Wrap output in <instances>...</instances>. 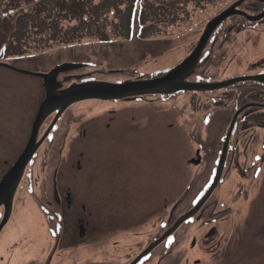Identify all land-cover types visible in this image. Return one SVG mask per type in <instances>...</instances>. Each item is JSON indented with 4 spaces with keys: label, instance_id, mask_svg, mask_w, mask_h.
I'll list each match as a JSON object with an SVG mask.
<instances>
[{
    "label": "flooded vegetation",
    "instance_id": "1",
    "mask_svg": "<svg viewBox=\"0 0 264 264\" xmlns=\"http://www.w3.org/2000/svg\"><path fill=\"white\" fill-rule=\"evenodd\" d=\"M239 1L221 2L219 6L226 7L216 15ZM235 11L238 13L224 20L214 30L192 74L186 78L187 82L196 83L202 80L205 61L211 55L212 59L220 63L233 64L232 70H243L246 73L231 79L264 74V0L243 1ZM257 17L260 18L250 19ZM200 35L201 33L199 37ZM151 41L154 44L152 47L138 46L143 55L137 61L143 62L145 68L142 77L125 74L124 69L115 71L121 78L111 79L112 77L106 74L86 72L88 65L84 64L75 70L60 73L56 79L59 83L58 90L73 84L93 81L118 84L164 76L190 55L198 39L191 46L187 43V35H182L177 40ZM165 59H168V62L160 63ZM229 89L231 93L220 94L217 96L219 100L214 101L218 103L215 107L220 108L226 117V127L214 156L211 149H206L201 142L204 130L198 121L192 122L193 126L188 127L186 131L182 123L175 119L181 124L182 134L187 139L184 143L186 153L184 160L182 159V171H188L189 176L180 188L186 193L182 201L187 205L185 212L192 209L206 193L217 174L220 157L225 149L218 184L197 214L188 220V226L184 227V231L191 235L188 247H170L171 241L167 242L168 238L137 260L146 248L172 225V198L164 197L162 211H157V202L152 201L143 216L123 222H104L98 228L95 224L94 207L87 200H77L73 189V184L76 185L80 181L82 171L88 166L90 133L95 132L104 117H108L105 129H110L116 119L117 109L154 107L159 109L158 111H164L170 103L178 104L173 108V115L177 116L179 106L189 103L184 100L189 92L178 91L107 101L84 100L68 107L57 119V111L50 115L42 124L37 141L47 132L48 135L43 138L16 188L13 191L11 186L6 191H0V264H240L239 253H234L237 250L233 249L230 253V247H221L222 237L217 232L219 228L217 224L210 223L219 221L225 211L232 212L231 208H221L218 198L225 197L224 192H227L231 199H239V205H246L245 221L257 218L249 217V213L261 211L260 217L262 223L264 222V84L240 81ZM130 121H134L135 129L144 128L136 117H132ZM172 122L173 120H168L166 126H174ZM220 123L223 124V119ZM70 131L72 137H69ZM187 133L191 134L193 141L188 140ZM30 138L31 131L16 149L7 142L0 145V183ZM56 150L58 155L54 161L53 172L47 173L50 165H47V161L51 163L49 157L56 153ZM61 160L69 166V173L59 168ZM207 172L211 174L208 184L205 183ZM251 177L255 182L248 192L247 183ZM243 189L246 196L243 195ZM191 192L197 193L190 195ZM231 207L236 211V205ZM239 216V213L235 212L229 218L235 221ZM199 225L201 228H197ZM205 227L208 228L202 234L201 230ZM243 227H234V233L228 240L229 244H232L235 238L238 239ZM157 230L160 233H157ZM158 247V252L152 255Z\"/></svg>",
    "mask_w": 264,
    "mask_h": 264
},
{
    "label": "rangeland",
    "instance_id": "2",
    "mask_svg": "<svg viewBox=\"0 0 264 264\" xmlns=\"http://www.w3.org/2000/svg\"><path fill=\"white\" fill-rule=\"evenodd\" d=\"M78 1H82L83 6L79 7ZM131 1L134 0H0V61L30 72L48 71L62 62L84 61L89 65L86 72L107 73L109 69L128 67L138 73L145 70L143 64L137 61L143 55L139 45L149 48L154 45L151 40H177L182 35H187V43L193 45L199 37L201 25L217 11L220 0H136L135 7L130 6ZM111 7L115 8L114 11ZM79 11L84 12L83 24L71 17ZM77 33L83 34V38L71 42L70 37ZM62 36L67 40L57 46L72 45L60 46L51 54L39 52L54 46V41ZM99 37L105 41H99ZM70 47L73 49L70 53L63 50ZM161 62H168V59ZM232 67L229 62L220 63L211 59L205 65L202 82L218 83L246 74L243 70H232ZM110 77L121 78L118 75ZM224 93H231V89L188 93L184 100L189 103L179 106L177 116L173 115V108L178 104L170 103L164 111L154 107L117 109L110 129H105L108 117L103 118L88 139V166L82 171L80 181L73 184L76 199L87 200L94 207L98 228L104 222H123L141 217L152 201L157 202L156 210L162 211L165 196L172 198V204H175L183 193L181 185L189 176L188 171H182L187 139L182 134L181 124L175 119L182 123L186 131L193 126L192 122L198 121L204 130L201 142L206 149H211L214 156L226 127V117L220 108L215 107L217 103L212 98ZM43 97L39 77L0 67V139H6L0 141V145L7 142L16 149L25 141ZM132 117H136L144 128L135 129L134 121H130ZM168 120H173L174 126L167 127ZM72 136L70 131L69 137ZM187 138L193 141L189 133ZM57 155L58 150L49 157L51 163L47 161V165L50 164L47 173L53 172ZM64 162L61 160L59 168L69 173V166ZM206 175L207 184L211 174ZM254 182L251 177L247 183L248 192ZM244 190L242 192L246 196ZM224 196L218 198L221 208H231L232 212L225 211L219 221L210 223L217 224L219 228L221 247H230V253L233 249L237 250L234 253H239L240 264H264L261 211L249 213V217L257 218L245 221L246 205H239L240 200L231 199L227 192ZM233 204L236 211L231 207ZM185 209L186 206L180 203L173 211V219ZM235 212L240 216L233 221L229 217ZM187 226L188 222L183 225ZM183 227L167 240L171 241L170 247L180 249L189 246L191 235L182 231ZM234 227H243L242 233L229 244ZM206 228H202V234ZM157 233L160 231L157 230Z\"/></svg>",
    "mask_w": 264,
    "mask_h": 264
},
{
    "label": "water",
    "instance_id": "3",
    "mask_svg": "<svg viewBox=\"0 0 264 264\" xmlns=\"http://www.w3.org/2000/svg\"><path fill=\"white\" fill-rule=\"evenodd\" d=\"M234 6L223 12L221 15L215 17L211 21L208 22L206 29L200 38V41L194 50V52L178 67L174 68L167 75L153 79V80H144L137 82H125L122 84H110L105 82H95V83H85L79 85H73L65 90L56 91V75L60 71H65L68 68H71L73 65L66 64L60 67L55 68L48 74H38L31 73L29 71H21L24 74L36 75L41 77L44 80V88H45V99L42 102L34 126L30 141L23 152V154L19 157L17 162L8 172V174L3 178L0 183V191H6L9 186H13V189L17 185L20 176L32 158L35 150L38 146L36 144V137L38 134V129L42 122L55 110H59L57 117L71 104L85 100V99H120L128 96H137V95H145V94H158V93H169L176 90H187V91H209L215 90L223 87H227L237 81L240 80H258L264 83V75L256 76V77H248L244 79H236L227 81L224 83H216V84H201V83H186L184 81L187 74L193 69L196 64L197 58L206 44V41L215 27L220 24L225 18L230 16L233 13ZM4 65V64H3ZM5 67L13 69V67L9 65H4ZM219 175L213 181L211 187L208 189L205 196L202 200L196 205V207L181 216L179 219L175 221L170 229L164 235L155 241L152 245L148 247L145 253H143L140 258L154 248L156 245L161 243L164 239L169 237L185 220L192 217L197 213L201 204L207 199V197L212 192L213 188L218 182Z\"/></svg>",
    "mask_w": 264,
    "mask_h": 264
},
{
    "label": "trees",
    "instance_id": "4",
    "mask_svg": "<svg viewBox=\"0 0 264 264\" xmlns=\"http://www.w3.org/2000/svg\"><path fill=\"white\" fill-rule=\"evenodd\" d=\"M79 5V7L80 6H83V4L84 3H82V1H78L77 2ZM37 5V4H36ZM72 18H74L75 20H80V24H83V18H84V12L83 13H80V11L79 12H77V13H75L73 16H71ZM145 22V21H144ZM78 28H79V26H78ZM19 31H20V29H19ZM77 31V28L75 27L74 28V32H76ZM61 32V31H60ZM64 33H65V31H64ZM52 36V35H51ZM66 37H64V36H62V37H60V39H56L57 41H55L56 42V44H59V43H65L66 42V40L67 39H65ZM83 38V34H76V35H74V36H72V37H70V39H71V42H75V40H81ZM99 40H103L102 39V37H99L98 38ZM68 41H70V40H68Z\"/></svg>",
    "mask_w": 264,
    "mask_h": 264
}]
</instances>
